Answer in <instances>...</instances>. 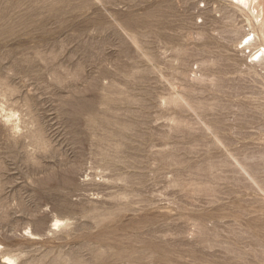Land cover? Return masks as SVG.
<instances>
[{"label": "rangeland", "instance_id": "rangeland-1", "mask_svg": "<svg viewBox=\"0 0 264 264\" xmlns=\"http://www.w3.org/2000/svg\"><path fill=\"white\" fill-rule=\"evenodd\" d=\"M254 5L0 0V264H264Z\"/></svg>", "mask_w": 264, "mask_h": 264}, {"label": "bare ground", "instance_id": "bare-ground-1", "mask_svg": "<svg viewBox=\"0 0 264 264\" xmlns=\"http://www.w3.org/2000/svg\"><path fill=\"white\" fill-rule=\"evenodd\" d=\"M255 2H256V4H257V0H231V3L232 4H234V5H237L238 7H244V8H248L249 10L253 7V10L254 11H256V6L254 5L255 4ZM259 18H260V16H258V17H256L255 19H254V23H255V25L257 24V25H260V21H259ZM262 22H263V19L261 20ZM261 22V23H262ZM259 23V24H258ZM264 24H261L260 26L262 27ZM248 36H250V34L249 35H247V36H245L243 39H242V41H241V43L244 41V40H246L247 39V37ZM254 41H255V36H253V38L250 40H247L246 42H245V46H244V48L245 49H248V48H250L251 46H254L255 44H254ZM256 50V49H255ZM262 52V46H260L258 49H257V51L254 53V54H252L250 57L251 58H254V62L255 63H263L264 62V54L263 53H261ZM260 53V54H259ZM62 221V220H61ZM60 223V221H57L56 222V226L58 225ZM4 263L5 264H15V260L13 259V258H11V257H4ZM3 262V261H2Z\"/></svg>", "mask_w": 264, "mask_h": 264}]
</instances>
